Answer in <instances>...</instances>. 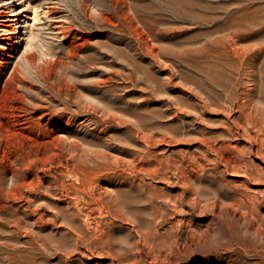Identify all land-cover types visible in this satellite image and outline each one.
Wrapping results in <instances>:
<instances>
[{
  "label": "rangeland",
  "instance_id": "rangeland-1",
  "mask_svg": "<svg viewBox=\"0 0 264 264\" xmlns=\"http://www.w3.org/2000/svg\"><path fill=\"white\" fill-rule=\"evenodd\" d=\"M0 10V264H264V0Z\"/></svg>",
  "mask_w": 264,
  "mask_h": 264
},
{
  "label": "bare ground",
  "instance_id": "bare-ground-1",
  "mask_svg": "<svg viewBox=\"0 0 264 264\" xmlns=\"http://www.w3.org/2000/svg\"><path fill=\"white\" fill-rule=\"evenodd\" d=\"M118 1V0H117ZM116 2V1H115ZM117 3V2H116ZM2 10V9H1ZM0 10V11H1ZM131 16V15H130ZM133 18V17H132ZM136 19V18H135ZM4 20H6V19H4ZM3 23V25H10V24H8L7 22H2ZM137 28V27H136ZM63 32V31H62ZM10 33H11V31H6L5 30V28L3 29V31H0V38L1 39H10ZM64 34V33H63ZM0 39V40H1ZM0 46H1V44H0ZM3 47V46H2ZM74 48V47H73ZM104 56V55H103ZM2 75V73L0 74V76ZM14 80H19V81H23V78H21L20 77V75H18L17 73H16V71H14V69H13V71L10 73V75H8L7 77H5V78H3V81H2V83H0V117L1 116H4V114H6V108H7V94H8V92H7V90H9L8 88H10V87H8V85H11L12 84V82L14 81ZM15 87H17V86H15ZM9 107V106H8ZM7 110H8V108H7ZM16 117L17 116H19L20 114H17V113H15L14 114ZM18 120V119H17ZM18 123H19V126H18V128H17V130H16V132H19L20 134H26V130L25 129H28V125H27V121L26 120H22L21 122H19V120L17 121ZM9 131H12V129L11 128H9L7 125H5L1 120H0V132L1 133H3V135H5L6 134V132H9ZM35 131V130H34ZM18 133V134H19ZM27 135V134H26ZM28 136V135H27ZM26 136V137H27ZM227 160V159H226ZM226 166H229V167H232L233 169H234V171L235 170H238V169H240L241 167H238L236 164H232V162L230 161V160H228L227 161V164H226ZM240 166V165H239ZM228 167V168H229ZM249 167L250 166H244V168H243V170H244V172H243V174L244 175H246V176H248V177H250V178H253V177H251V173H252V171L249 169ZM230 169V168H229ZM1 170V169H0ZM242 170V171H243ZM258 173V172H257ZM16 174H15V172H14V174H12V180H17L16 179ZM255 176V175H254ZM263 176V175H262ZM256 179H263L262 177H261V174L259 175H256V177H255ZM260 179V180H261ZM1 180V179H0ZM1 185V184H0ZM24 185V182H19L18 184H16L15 185V187L16 188H20V187H22ZM1 187V186H0ZM13 187V186H12ZM14 187V188H15ZM22 189V188H21ZM2 191V190H1ZM3 194V193H2ZM18 197V196H17Z\"/></svg>",
  "mask_w": 264,
  "mask_h": 264
}]
</instances>
